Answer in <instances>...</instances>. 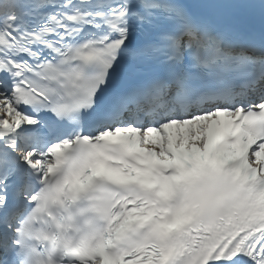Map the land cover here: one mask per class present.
Returning a JSON list of instances; mask_svg holds the SVG:
<instances>
[{
	"label": "snow or ice",
	"instance_id": "obj_1",
	"mask_svg": "<svg viewBox=\"0 0 264 264\" xmlns=\"http://www.w3.org/2000/svg\"><path fill=\"white\" fill-rule=\"evenodd\" d=\"M0 264H264V0H0Z\"/></svg>",
	"mask_w": 264,
	"mask_h": 264
}]
</instances>
